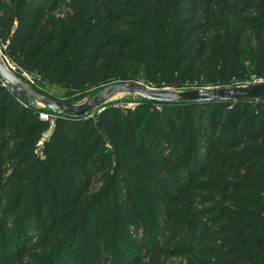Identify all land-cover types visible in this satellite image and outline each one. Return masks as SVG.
<instances>
[{"label": "trees", "instance_id": "obj_1", "mask_svg": "<svg viewBox=\"0 0 264 264\" xmlns=\"http://www.w3.org/2000/svg\"><path fill=\"white\" fill-rule=\"evenodd\" d=\"M0 51L73 104L236 86L264 77V0H0ZM92 111L0 79V264H264V100Z\"/></svg>", "mask_w": 264, "mask_h": 264}, {"label": "water", "instance_id": "obj_2", "mask_svg": "<svg viewBox=\"0 0 264 264\" xmlns=\"http://www.w3.org/2000/svg\"><path fill=\"white\" fill-rule=\"evenodd\" d=\"M0 79L19 98L23 100L29 99L30 103H36L37 101L53 113H61L75 118L86 116L90 111L106 103L117 93L134 94L143 99L165 103L264 100V82L236 86L190 88L182 91L167 88H150L137 82H114L105 85L82 103L73 104L38 94L30 87L28 88L1 61Z\"/></svg>", "mask_w": 264, "mask_h": 264}, {"label": "rangeland", "instance_id": "obj_3", "mask_svg": "<svg viewBox=\"0 0 264 264\" xmlns=\"http://www.w3.org/2000/svg\"><path fill=\"white\" fill-rule=\"evenodd\" d=\"M245 61H246V56L244 57ZM0 61L3 62L5 64V66L9 69L10 67L8 66L9 63L7 62L8 60H6L5 58L2 57V53L0 51ZM11 64V63H10ZM11 69V68H10ZM9 69V70H10ZM11 71V70H10ZM18 78L30 89H33V85H34V80L32 79V75L29 73H23L22 76H18ZM137 83H140L144 86H146V84L143 83L142 80L137 81ZM244 84L247 83V81L243 82ZM242 85V84H241ZM104 87V86H103ZM148 87V86H146ZM42 88L46 91H48L50 94L52 95H58L61 96V91L59 89H57L54 86H49V85H44L42 86ZM102 87L98 88V89H94L89 91L80 101H78L76 104L78 103H82L84 100H86L87 98L93 96L94 94H96ZM35 91V90H34ZM138 98V96L134 95V94H125V93H117L115 95H113L107 102H113V103H117V104H134L136 99ZM38 107L41 108H46L44 107L42 104L38 103L36 101L35 103Z\"/></svg>", "mask_w": 264, "mask_h": 264}, {"label": "built area", "instance_id": "obj_4", "mask_svg": "<svg viewBox=\"0 0 264 264\" xmlns=\"http://www.w3.org/2000/svg\"><path fill=\"white\" fill-rule=\"evenodd\" d=\"M8 63H9V67L11 68H9L13 73L15 72V66L11 63V62H9V61H7ZM11 63V64H10ZM262 82H264V77H260V78H257V77H251L248 81H247V83H243L242 85H247V84H255V83H262ZM95 110V109H94ZM98 112L97 111H91L90 112V116H93V115H96ZM41 117L42 118H46V115H44V114H41Z\"/></svg>", "mask_w": 264, "mask_h": 264}]
</instances>
